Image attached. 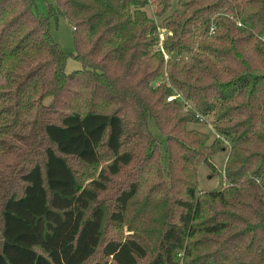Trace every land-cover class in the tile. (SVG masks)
Returning a JSON list of instances; mask_svg holds the SVG:
<instances>
[{"label":"trees","instance_id":"obj_1","mask_svg":"<svg viewBox=\"0 0 264 264\" xmlns=\"http://www.w3.org/2000/svg\"><path fill=\"white\" fill-rule=\"evenodd\" d=\"M45 1L0 0V264H264V0ZM205 118L224 141L187 127ZM221 150L224 184L198 191ZM103 158L87 184L69 162ZM131 165L108 218L134 231L103 239L100 195Z\"/></svg>","mask_w":264,"mask_h":264},{"label":"rangeland","instance_id":"obj_2","mask_svg":"<svg viewBox=\"0 0 264 264\" xmlns=\"http://www.w3.org/2000/svg\"><path fill=\"white\" fill-rule=\"evenodd\" d=\"M51 1V0H48ZM177 0H171V6L168 10L170 12L171 10L177 8L176 4ZM46 1L45 0H36V11L39 14H45L47 11L46 8ZM144 11L146 15L150 18H153V21L158 22L160 19L157 17H154L153 10L154 5L151 3H147L144 6ZM50 33L54 39L55 42L58 43V45L61 47V49L68 54L67 62H66V71L71 72L77 69L81 68V64L76 59L72 58L69 53H72L74 51V42H73V32L71 25L64 20L62 17H51L50 18ZM163 37L162 32L158 31V38L159 41ZM159 80L154 81V84L158 82ZM182 105L184 103L180 102ZM187 127H194L198 130L203 131L208 136V141H211L212 138L218 137L220 140L224 141V138L222 136H218L212 128L209 123V118L203 119V122L199 124H187ZM148 128L150 132L159 140H162V134L157 130L155 125L153 124L151 119H148ZM227 150H221L219 152H216L211 156L209 159V162L213 166V169L210 170L209 166L205 163H201L198 165L196 169V181H197V190L198 191H214L218 190L223 184H224V178H223V168L224 163L226 159ZM69 162L72 164V166L77 170V173L79 174V177L81 178L83 184H87L92 177H96L98 174V171L105 166L106 163H108L106 158H103V160H100V162L94 166H88L85 164H82L81 162H78L75 159H70ZM133 168V165H131L129 168H127L122 174L119 176L113 177L112 183L108 186V189L105 191V193H102L100 195V200L104 203V206L106 208V217L103 221V227H102V237L103 239H110L111 237H127L128 235L133 233V229H131L130 226H135L136 218L133 216V214H128L126 217L125 223H115L112 222L109 218V212H111L114 208V198L116 195V190L118 188H124L126 183L131 180L129 176H127V173ZM147 184H144L143 187L140 188V192L134 202V206L137 207L138 204H140L145 197V190H146ZM135 209V208H133ZM100 253L97 252L95 255L90 258L88 261H86L84 264H91L94 260L100 259Z\"/></svg>","mask_w":264,"mask_h":264},{"label":"built area","instance_id":"obj_3","mask_svg":"<svg viewBox=\"0 0 264 264\" xmlns=\"http://www.w3.org/2000/svg\"><path fill=\"white\" fill-rule=\"evenodd\" d=\"M237 26H240L241 24L239 22L236 23ZM262 40L264 41V37H262ZM173 99H177L179 102H183V98L175 91H173L172 93H170L169 95H167L165 97V100L166 101H169V100H173ZM183 104H185V107H188V105L184 102ZM196 116L199 118V120H202V118L200 116H198L196 114Z\"/></svg>","mask_w":264,"mask_h":264}]
</instances>
